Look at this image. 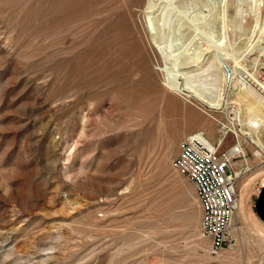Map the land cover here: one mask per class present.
Here are the masks:
<instances>
[{"label": "rangeland", "instance_id": "rangeland-1", "mask_svg": "<svg viewBox=\"0 0 264 264\" xmlns=\"http://www.w3.org/2000/svg\"><path fill=\"white\" fill-rule=\"evenodd\" d=\"M142 2L0 0V264H263L252 220L262 178L247 188L246 218L234 212L233 241L212 253L172 160L199 130L220 148L241 143L238 201L264 153L227 110L211 116L164 86Z\"/></svg>", "mask_w": 264, "mask_h": 264}, {"label": "bare ground", "instance_id": "bare-ground-1", "mask_svg": "<svg viewBox=\"0 0 264 264\" xmlns=\"http://www.w3.org/2000/svg\"><path fill=\"white\" fill-rule=\"evenodd\" d=\"M221 1L143 0L140 9L150 26L148 37L152 36L164 55L168 69L164 86L211 116V112L227 110L233 131L247 139L256 154H263L264 70L257 64L261 61L257 46L264 38V0H258V13L250 11L252 0H223L224 5ZM239 2L247 9L242 19ZM192 7L199 11L190 15ZM203 10L206 14H201ZM252 50L255 56L251 58ZM261 170L239 185L238 201L234 187L235 210L245 218L247 188L256 177L264 183V168ZM252 220L264 243V222Z\"/></svg>", "mask_w": 264, "mask_h": 264}, {"label": "built area", "instance_id": "built-area-1", "mask_svg": "<svg viewBox=\"0 0 264 264\" xmlns=\"http://www.w3.org/2000/svg\"><path fill=\"white\" fill-rule=\"evenodd\" d=\"M221 143L210 141L204 132H193L179 142L172 160V167L193 185L201 210V235L210 241L212 253L234 239L230 230L235 212L234 164L244 155L240 143L220 148Z\"/></svg>", "mask_w": 264, "mask_h": 264}, {"label": "water", "instance_id": "water-1", "mask_svg": "<svg viewBox=\"0 0 264 264\" xmlns=\"http://www.w3.org/2000/svg\"><path fill=\"white\" fill-rule=\"evenodd\" d=\"M255 208L258 216L264 221V187L259 191L255 202Z\"/></svg>", "mask_w": 264, "mask_h": 264}]
</instances>
